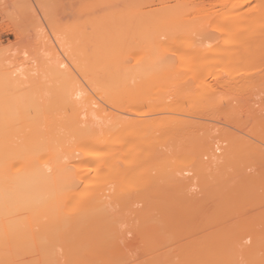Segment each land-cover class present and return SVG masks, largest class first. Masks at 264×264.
Wrapping results in <instances>:
<instances>
[{
    "label": "bare ground",
    "instance_id": "6f19581e",
    "mask_svg": "<svg viewBox=\"0 0 264 264\" xmlns=\"http://www.w3.org/2000/svg\"><path fill=\"white\" fill-rule=\"evenodd\" d=\"M249 1H251V0H244L243 2L245 3V2H249ZM262 6L263 5L261 4L260 7H262ZM263 10L264 9H262V12H259L260 11L259 10V11H257V13L262 14ZM130 13L131 14H129V16L130 17L133 16L135 18L132 20L139 21L136 18V15L138 14L137 12L132 14V11H131ZM139 14L141 16V14H144V13H141V11H140ZM139 14L137 15V17L139 16ZM256 16H257V14H256ZM256 16H253V17H256ZM256 19L258 20L257 17L254 20H256ZM233 20H232L231 24L228 22L226 23L225 27L227 26L226 27L227 32L231 33L235 29H238V30L242 29L243 30L245 28L244 25H246V24H244V25L242 24L244 26V28L242 26H241L242 28L240 26H239L240 28L238 27V23L241 22L240 19L238 20L240 22H236L235 20H237V19H235L234 23H233ZM251 20H253V19L251 18ZM249 21H250V19H249ZM143 23H145V22L144 21L141 22L142 25H143ZM258 23H259V21H258ZM258 23H256V21H255L254 22L255 26L252 25L253 28H251L250 26H248V25H250L248 22L247 26L251 28L249 30L250 32L247 31V29H244V31H245V32H243V33H245L244 35L240 36V33L236 34L237 36L239 35L238 38L241 37V39L239 40V43H237L235 45V44H232V42H230L228 44H231V45H226V43L224 44V46L220 45V48L219 47L215 48V50L217 51L216 53H218V55L220 57H222V55H221L222 53H223V55H227L226 56L227 58H229V57L233 58L234 57L233 61H237V62H238L237 59H241L242 57L245 58L248 55H249V57H251L250 55H252L253 56V57H251L252 62H249L250 66L252 67L251 64L252 63H253V65L255 64L253 61L254 55H256V53H257L256 51L258 50V48H256L257 46L255 47V45H254V44H256L255 41L257 43H258V41H260L261 43L260 42L259 43L261 45L264 42V37H263V39L259 40L261 38L259 34L257 35V36H259V39L257 36L253 37L251 34V31L253 32L252 29H254V27H256V26H259L263 22H261L259 24ZM227 24L228 25L230 24V25L228 26ZM247 26H246V28H247ZM163 27L164 26L161 25V23H159V24L155 25V27L154 26L150 27L151 30L149 28L147 30V33L152 34L153 32H156V35H157L158 33H160L161 30H163ZM225 27H223V28L226 29ZM172 28L170 26L169 30H172ZM261 30H263V29H260V31ZM234 32H236V31H234ZM239 32H241V31H239ZM246 32H247V34H246ZM147 33L145 35H147ZM232 34H235V33H232ZM153 35H155V33H153ZM238 38L236 37V40H233V41L237 42ZM255 38H256V40H255ZM259 43H258V46L261 47V45ZM106 46H104V47L106 48ZM108 46L106 48L107 50H105L104 47L101 48L104 51V53L106 52L107 55L104 54L102 52V50H99L100 48H97L98 50L95 48L96 51L94 49H93V51L91 50L93 52V54H95L94 52H96V55H97V51H99L100 53L102 52L103 53L102 55L101 54L99 55V52H98V55L102 56L103 59H101L99 56H96L97 57L96 58L94 55V56H92L94 62L91 60L92 58H90V61L89 62L87 61V63H90L91 61H92V63H90L87 66H83L81 64L82 66H80V70L85 72L89 78L88 81H89L90 92H88L86 94V96L84 95L85 97L81 96L80 94H73V93L71 94V96L69 95L70 96L69 97L70 103L66 102L68 106H66L65 105L66 103H65L64 104L65 107L62 106L63 110L61 109V107H58V110L61 109V111H63V112H57L58 111V110L56 111L57 107L54 110L53 105L52 106L49 105V107L46 106V108H45L44 105H46L47 101L44 100L45 94L42 95L43 92L41 91V90L44 91V88H45V86H44L45 82L42 81L43 80L42 79L43 75L41 74L42 71L41 72L38 71V72H40V74L42 76L40 75L38 77H33L34 73H32L30 75L31 77H28V75L26 73L28 68H25L26 71L22 70L23 74H21L22 73L21 72L20 76H19V74L17 73L18 68L16 70L12 69V70H14L15 73H17L14 75V72L9 71V69L7 70V67L5 68L4 66L0 65L1 72H2V73H0V264H120V261H122V259H123V255L121 253L122 249L120 250V249H118V247L121 246L120 243L125 241L124 238H126V237H124V236H126V235H123V234L124 233L126 234V232H125V230L123 231L122 227H121L122 231L119 229H120V226L122 224H124V222L128 224V223H130V220H131V222H133L132 223L133 225L132 224H128V225H132V227L135 225L137 226V227L135 226V228H133L134 230L137 228L134 231L135 233L133 232V229L131 230L132 232L129 230L130 228H128V230L131 233H134V235H135L134 237L136 238V240L139 238L138 240H140V241H142V239H143L144 235H146V233L148 234V237L151 235L147 231V229L149 230V228L147 226L148 224H152V225L154 224V226H152V227L149 226L150 229L152 230L151 233L152 234L154 233V235H156L157 233H160V234L164 233L167 230L166 229L167 226L165 228V226L162 224L164 222V220H162V218L163 217L165 218V216H163V217L161 216L158 221H157V217L155 215L154 216L156 219L153 218V215H152V214H154V212L152 211L154 208L153 202L156 201V197L158 195L151 193V192H153V190H156V188L159 189V187L162 185H171L174 187L173 189H175L177 187L176 190L177 189L180 190L181 189L180 187H182V189L185 188L184 187V186H186L185 182H188L190 180V178H189V180L186 181V179H188V178H185L182 175H180V177H177L175 175L176 172L174 173V170H176V171L180 170L181 171L180 168L182 166H184V165L179 164V162H178L179 160H177V158H176V157L181 158L180 155L182 153H180V155H179L178 151L181 152L180 149H182V148L186 149L187 147H185V146H187L188 144L191 143L193 145L192 146L189 145L190 150H193L195 153L196 152L195 150H198L197 149L198 147H197V144H194L193 142H191V140L195 141V143H198V140L200 142V140L205 139L204 141H206V143H207V141H208V137H207L208 135L207 134H209L208 132L213 130L214 129L213 127H215V126H212L213 129H211V130L204 128L203 130L206 129V130H208V132H205L206 135H204L205 133L203 132L201 135H204V136L200 137V136H197L198 132L199 133L202 132V131L201 132L199 131L200 130L199 128L202 129V125H199V121H198V124L195 126H193L191 124L192 122L189 123V121H187V122L184 121V123H188L189 125H191V126H189L187 124L183 125L184 123L182 122V120H181V122H175L176 117L173 120V117L171 115H168L165 117L164 116L158 117L156 114L150 113V115H152V116L153 115L157 116L156 118L150 117V119H147L146 117H145L146 119H143V118L140 119V116L142 115V117H144L147 114L146 108H147L148 112H150V111L152 112V109L155 106H156L155 109L158 112L155 109L154 110L157 113H159V112L163 113L164 110L167 109L165 111V113H166L168 111V109L169 108L171 109V107H172V109L169 111H171V112L175 111L174 112L175 114H176V112H178L180 114V112H182V110L184 109L185 105H189L190 107L194 108L193 109V111H194V110L199 109L200 107L202 108L204 103H207V102L208 103L213 102L211 104L213 106L218 105V108L216 109V107H215V109H213L214 107L211 105H208V104H205V108L207 107L209 109H213L214 111L218 110L220 113V111H222V109H223L221 107H223V106H221V105L219 106L218 103L221 102V101L219 102V100H221V98L220 99L218 98L219 99L218 100L217 97L221 95V92H223L224 94L222 95V97L224 96L223 97L224 99L222 98V100H224V102H225L227 97H228V96L225 97V93H228V91L233 92L232 89L234 86L231 88L230 85L228 86V84H227L228 82L223 83V81L219 82L221 80H218V81H215L214 79L211 80V77L216 72L215 68H214L215 65H214V63L211 64V62H210V65H212V68L208 65L209 62H207V65H205V63H204V65L202 64L203 66H199L197 68L194 67V69H192V70H194L193 71L194 74L196 73L198 77L200 76V79H202V77H203V80H201V81L200 80L197 82L196 81L190 82V80H189V82L185 81L186 78L188 77V75L186 77H184V75L182 74L183 76L179 75V76H182L185 78V80L184 81L182 80V82L178 81L180 79V77H175V78H178L177 81H175V82H173V81L170 82L169 80L167 82L164 80L165 82L159 83L161 81H159V80L154 81L153 80L154 75H157V74H154L155 70L156 69L159 70L157 65L161 64V62H163V65L165 67L169 63V62L167 63V61L170 60V58H168L169 56H166V58H164L165 55H163L164 56L163 57L161 53L158 52L156 54V51H154V53L157 55V57H155L156 55H152L153 53L151 54L152 56L149 55V57L150 56L151 57L148 60V63L146 65H145V63H143V62H147L145 60L143 62H141L142 65H140L138 63L135 65L134 64L130 65L129 63H127L128 64L127 65L125 60L123 61L124 57H122V55H119L122 57V59H121L116 54L118 52H115V50L112 46L111 47L110 46L108 47ZM191 47L194 48V46H191ZM252 47L254 49V52H256V53H254L253 51H252L253 53L250 52L251 50H253ZM110 48H111V50H110ZM255 48H256V51H255ZM92 52H90V53L92 54ZM249 52L252 54H249ZM112 53L115 54L116 58L112 55ZM219 53H221V54H219ZM84 55H85V53L82 56H84ZM104 55L107 56V59H106V62L103 61L104 62V65H103V62L102 63H100V62L102 60H105L106 57L104 58ZM110 55L112 56V58ZM219 56H217V57H219ZM108 57L110 59H112L113 61H115L114 62L115 64L112 63L113 62L112 60H108ZM113 57L115 58V60ZM210 57H211V59H214V55L210 56ZM217 57L215 56V59ZM81 58H80V60H81ZM251 58L250 59L248 58V60H251ZM52 59L54 60V58H52ZM119 59L122 60V63L120 62ZM164 59L165 60L167 59L166 62ZM260 59H262V57H260ZM77 60H78V58L76 59V63H77V66H79L80 62H79V60L78 61ZM118 60H119V62H117ZM254 60H258L257 56L255 57ZM198 61L200 62V60H198ZM246 61L247 60H245V63H244V64H246L245 66H247ZM259 61L260 60H258V62ZM108 62L111 63L112 65H110ZM116 62H117V65H116ZM123 62H125V63H123ZM50 63H52V62H50ZM60 63L62 65L63 62L60 61ZM130 63H132V62L130 61ZM249 63H248V67L250 68ZM45 64H47L48 67L49 66L51 67V68H48L45 65L48 69H50L49 74L47 76H50V78L53 77V80L58 79L60 81L62 80V82L65 81L63 83L65 85L68 84L69 87L74 86L76 89L78 88L79 84L76 83V80L74 82V79L71 78L72 76L73 77H75V76L74 75L70 76V73H71L70 70L65 69L64 67L62 68V66L59 63H58V65H55V62H54V66H53V64H50V65L48 63H45ZM118 64H119V66H118ZM120 64H121V66H120ZM122 64H124V66ZM41 65H42V63L38 66V69H36V70H40L39 67ZM163 65L161 64L162 68L164 69L163 71H167V70H165L166 67L164 68ZM213 65H214V67H213ZM257 65H258V63H257ZM1 66L3 68H5L6 71ZM140 66L142 67L141 69H140ZM161 66H159L160 69H161ZM31 67L29 68V70L34 69L33 67H32L33 69H31ZM42 67H43V65L41 66V70L43 69ZM242 67H243V64H242ZM254 67H255V65L253 66L252 69H254ZM77 68L78 67H76V69ZM233 68H234V66H233ZM244 68H242V69H244ZM249 68H247V69L245 68L246 71H248ZM252 69L250 68L249 73L251 71L252 74H250V75L254 76ZM2 70H4V71H2ZM231 70H233V69H231ZM258 71H260V70H258ZM167 72L169 73L170 71H167ZM191 72L192 71L190 70V73ZM261 72H259V73H261ZM180 73L181 72H179L178 74H180ZM45 74H46V72H45ZM242 74H244V73H242ZM21 75H23V76L27 75V76H25L23 78V76L21 77ZM142 75L146 79L142 78ZM163 75H164V73H163ZM65 76H70L69 78H71V79L65 80ZM140 76H141V78H140ZM190 76H191V74H190ZM157 77L158 76H156L155 78H157ZM160 77L162 78V75H160ZM194 77H196V76H194ZM159 78H157V79H159ZM209 78H210V80H209ZM256 78H257V76H256ZM171 79H173V78H171ZM204 79H206V80L204 81ZM44 81H46V79ZM48 81H46V83ZM50 81H52V79H50ZM248 81L250 82L249 84H251V80L249 79ZM248 81L247 82L243 81V83L245 82L244 85L246 83H248ZM59 82H58V84H59ZM252 82H253V80H252ZM64 84H62V86ZM252 84H255V83H252ZM41 85H43V86H41ZM257 85H259V84H257ZM227 86H228V88H227ZM251 86H254V85H251ZM38 87L39 88L41 87V89H39V91H38V92H40L39 95L36 94L37 93L36 89H38ZM52 87H53V85H52ZM249 87H250V85L248 86V90H249ZM225 88H227V89H225ZM243 88H245V87L243 86ZM229 89H231V90H229ZM224 90L226 92H224ZM243 90H245V89H243ZM250 90H251V87H250ZM254 90L255 89H253L251 91H254ZM48 91L50 93L49 89H48ZM44 93H46V92H44ZM55 93H56V91H55ZM219 93H220V95H218ZM63 94H67L66 91H63L62 95ZM163 94H164V96H163ZM230 94L233 95L232 93H229V95ZM160 95H161V97H160ZM236 95L237 94H235V96ZM52 96H54V95H52ZM63 97H65V96H62L61 98L57 99L59 104L61 103L63 105V103H64ZM236 97H238V95ZM57 98H58V94H57ZM60 99H62L63 103ZM230 100L231 101L232 100L238 101V98L232 99V96H231V99L229 98L227 100V105H226L227 107L224 110L227 109L226 111H228V113H230V111L232 112V110H230V111L228 110V107L230 106V105H228V101H229V103H231ZM222 103H223V101H222ZM251 103H253V102L251 101ZM61 104H60V106H61ZM69 106L72 107L71 110H73V111H71V113H69L67 111L64 112V108H65V110L67 107L69 109L70 108ZM50 107H52V108H50ZM239 107L243 108L242 105H240ZM207 108L206 109L202 108V109H204V112H206ZM219 108H220V110H219ZM234 108H235V106H234ZM234 108H232V109H234ZM249 108H250V106H249ZM253 108H255V107H253ZM253 108H251V109H253ZM202 109H201V111H202ZM48 110H51V111H48ZM236 110L237 109H235V113H236ZM254 110L252 111L253 113L255 112ZM184 111H185V109H184ZM201 111L198 110L196 112L198 115H199V113H204L203 111L202 112ZM212 111H210V115H208L207 117L205 116V118H207L206 120H208L211 117ZM218 111H217V114H218ZM188 112H186V113H188ZM215 113H216V111H215ZM143 114H145V115H143ZM167 114H169V113H167ZM191 114H194V113L191 112ZM197 114H195V116H197ZM217 114H216V116H217ZM226 114H221V115H226ZM229 116H231V115H228V117ZM222 117H223V119H225V117L228 118L227 116H225V117L222 116ZM254 117L255 118L257 117L256 119L251 118L252 120L254 119V123L256 122V124H257L258 122H260L261 124H263L264 117H260L257 115H254ZM259 117L263 119V121L261 119L262 122L261 121H258V122L255 121V120H260ZM205 118H203V119H205ZM246 120H247V118H246ZM193 123H195V121ZM260 123H258V124H260ZM205 124H207V123H205ZM177 125L180 127H178ZM207 126H208V124H207ZM244 126H246L245 123H244ZM252 126H254V125H252ZM262 126H264V124L261 126H257L256 128L259 127L257 130L253 129L254 133H255V131H258V133H259L260 127L264 128ZM190 127L192 128V131L189 129ZM205 127H206V125H205ZM210 128H211V126H210ZM217 129L221 135H219V133L214 129V131H216L218 133L216 137H218V135H219V137L222 138L223 134L227 135V132L225 130H224V132H226V133H221L223 131L219 130L218 127H217ZM239 129H240V127H239ZM195 130H198V131H195ZM262 131L264 132V129H262ZM193 132H195V133L197 132V134H193V135H196V136H194V139H193V135L191 136V134ZM216 132H214V133H216ZM228 132H230V131H228ZM245 133H247V131ZM258 133H257V135H258ZM230 134L231 133H228V136ZM234 134H232L233 137L236 136V134L235 135ZM210 135H212V134H210ZM249 135H251V134L249 133ZM189 136L192 138L191 140H190ZM195 137L197 138V140H195L196 139ZM199 137H200V139H198ZM227 137L226 138L223 137L222 141H223V139L226 140V142L225 141L224 142L226 145H229L228 147H229L230 153L227 151L228 147H226V145L224 146L226 148H223V146L221 145L222 141H220V142L218 141V143L220 145L217 142H216V144H217L216 145L214 142V145H216V146H213L210 150L211 154L213 156L212 159L210 157L211 163L208 162L209 159L206 162L203 161L200 163V161L203 158L202 156L206 155V153L207 154L209 153V152H206V149H204L201 146L202 144L203 145L206 144V143H203L204 141H201L202 144L199 145V147H201L202 149L199 148L200 150H199L198 155L200 154V152L201 153L204 152V153H203V155L200 154L201 157L198 156L199 157L198 160L196 158L197 155L195 157H192L195 155L193 153V151H191L192 156L189 154L190 151H188L189 153L187 155V158L190 156L192 157V159L195 158L194 160H197L196 161L197 163L196 162L195 163L198 164L195 169H194V167L188 168V169L186 168V170H188V171H189V169H190V171L192 169H194L195 174H198L195 176L196 180L192 177V179H194V181H198L197 176L200 177V176L204 175V172L205 173L209 172V168H210V171H212L213 169H217L218 171H222V170L225 171V169H223V168L226 167L225 165H228L227 163L231 159L233 160L232 154L237 149V146L239 145V147H241L240 146L241 142L237 141V144L235 145L236 149H233L232 146L230 148V145H232L233 142L236 143L237 138L236 137H234V138L228 137L227 138ZM240 137H241V140L243 142L242 144H246L247 141L245 140V138H242V136H240ZM228 139H229V141L227 142ZM233 139H235V141ZM188 140H190L189 143H188ZM213 140H215V139H213ZM216 140H217V138H216ZM231 141H233V142H231ZM185 142L187 145L185 144ZM208 142H210V140ZM238 142H240V144ZM249 142H248V144L244 145V147H243L244 151H243V149L241 150L238 147L239 148L238 150H240L241 154L239 153L238 150H236L238 152L236 153V151H235L236 157L234 155V158L238 159L239 157H241V155L245 154L249 160H247V158L245 157L244 162L246 161V163L247 162L250 163L249 161L252 160L251 162H253L255 164V162L253 160V158L255 157L254 159L257 158V160H259V163H262V166H263L264 165V153H263L264 149L261 147L263 150H261V149L259 150L260 145L257 146L255 143H249ZM180 143H184V144H180ZM177 144H179V147H181L180 149L177 148L178 147ZM194 147H195V150L193 149ZM204 147L207 149L210 148V146L208 144H206ZM164 149L166 151H164ZM177 149H178V151H176ZM187 149L189 150V148H187ZM203 149L205 151H202ZM218 150H220V151L223 150V152H221V154H217L216 151H218ZM232 150H234V151H232ZM167 151H168V154L166 153ZM241 151H243V153ZM261 151H263V152H261ZM157 152H158V154H157ZM185 152L186 151H184V153ZM175 153H177V154H175ZM258 153H259V155L257 156ZM237 154H240V156L239 155L237 156ZM230 155H232L231 158H230ZM248 155H250V157ZM253 155H255V156L253 157ZM209 156H211L210 153H209V155H207V158H209ZM174 158H176L175 159V160H177L176 162H172V161H175ZM205 158L206 157H204L203 160ZM184 159H186V158H183L182 160L184 161ZM241 159H239L240 161H238V162L239 163L241 162V164L243 165L242 169L240 168L242 166L240 164L241 166L237 167L239 169L235 168L236 171H234L233 173L229 174L228 171L231 172L230 171L231 169L229 170L228 168H227L228 171L226 173L227 176L234 177V179H236L237 177L240 178V179H238V178L236 179L237 183L234 182L236 184V186H237V184L239 186V184H241L244 180L251 183L250 186L253 183V179H255L256 180L255 182L258 183L257 179H259V178H257V177H259L260 175H261L260 179H262V177L264 179V176H263L264 172L263 173L261 172V170H263L264 167H263V169H261V167H259V165L257 164L258 162H256L255 165L258 167L255 168V166H254V168L257 170V171H254L253 166H251L252 165L251 163L249 165H247L248 163L247 164L243 163V161H241ZM160 160L162 161V164L159 163ZM164 160L166 161V166L164 165L165 164ZM198 161L200 164L198 163ZM156 162H158V163H156ZM175 163H176V165H175ZM186 163L187 164H190V163L195 164L194 161L191 162L190 160H189V163H188V161L187 162L184 161V164H186ZM158 164L163 165L164 167L162 166V168H164V169L159 168ZM178 165H180V167H178ZM245 165H247V166H245ZM153 166H154L153 169H155L157 171H158V169H156L155 166L157 168H159L160 175H163V173H164V174H167L168 176L167 175L165 177L160 176V178H158L157 176H158L159 172H157V174H156L155 173L156 171L154 172L153 169L151 171V168ZM186 166L188 167V165H186ZM249 166L252 169V171L250 173H248V170H247V167L249 168ZM189 167H191V166H189ZM183 168H182V173L185 172V171L183 172V170H184ZM160 169H161V171H160ZM172 169H174V170H172ZM170 170H172V175L169 174L171 172ZM194 170H193V172H194ZM150 171H151V173H150ZM180 171L178 173H180ZM173 173L175 176L173 175ZM182 173H180V174H182ZM189 173L191 174V172H189ZM202 173H203V175H201ZM220 174H222V173H220ZM153 175H155L156 178ZM183 175L190 177V176H188L189 175L188 173L183 174ZM192 175H194V173H192ZM223 175L225 176V174H223ZM225 178H224V180H225ZM241 178L244 180L241 181ZM206 181H207V179H206ZM209 181H210V179H209ZM229 181H230V179H229ZM246 181H244L242 183L243 186L244 185L247 186V184H244V183H246ZM212 182L214 184L215 181H212ZM262 183H264V181ZM195 184H197V183L195 182ZM248 186H249V184H248ZM254 186H255V184H254ZM254 186H253V188H254ZM256 186L260 187L261 185L259 186L256 184ZM201 187H198V188H200V190L198 189L200 191V193L204 192V191H202ZM218 187L220 188V185H218ZM224 187L226 188L227 185H225V186L223 185V189H224ZM187 188H188V186H187ZM182 189H181V191H182ZM207 189L204 192V195H205L204 198L202 196L203 193L201 194L202 198H200V199L198 198V196H196L198 198V200H201V201L206 198L205 199L206 202H204V201L199 202L196 198V200L201 205L203 204L202 206L199 204L200 206H198V207H200V209L202 207L206 208V204H207L208 207H210V208L212 207L211 209L216 208L215 210H218L219 207H217L216 205L219 203V199L221 200V198L217 197L218 195L215 196V193H217L216 192L217 189H215V190L211 189V191H213V192L215 191L214 193H211L209 188H207ZM226 189H224V190H226ZM240 189H241V187H240ZM244 190H245V192L248 191L246 189H243V191ZM199 191H198V193H199ZM261 191H263V190L261 189ZM178 192L180 193V191H178ZM240 192L242 193V189L240 190ZM169 193H171V192H169ZM179 193H177L175 191L172 194V195H174V197H175V195H177V197H178L177 200L179 202L176 201V199L173 197L168 198L167 195H162V199H163V197H165L164 200H166V197H167L168 200H166V201L172 202V200H173V202H175V204L178 203V205H179L180 200H181V202L182 203L184 202V203H183V205H182V203H180L181 204L180 206H183V207L186 206L185 203H189L192 205L197 203L195 199H193V201L195 200V203L192 200H191L192 202L189 200V196L191 199V196L193 194L189 195L191 193L185 194V192L184 193L182 192L184 194V198L181 199L179 197H183V196H181V195L179 196ZM182 193H180V194H182ZM198 193L196 192V195ZM221 193L222 194L224 193V195H222L223 197L227 196V193L226 194H225V192H221ZM210 194H213V195H211L212 198H211V196H209ZM219 194H220V191H219ZM206 195H208L209 197ZM239 195L241 196L240 193H239ZM168 196H170V194ZM201 196L199 194V197H201ZM219 196H221V195H219ZM229 196L236 198V196H233V195L231 196L230 193H229ZM240 196H238V197H240ZM248 196H249V194L247 192V197ZM252 196L250 195V197H252ZM158 198H160V197H157V199ZM192 198H195V197L192 196ZM207 198L210 199V201ZM253 198H254V196H253ZM169 199H172V200H169ZM184 199H186V200L184 201ZM236 199H240V198H236ZM215 200L216 201L218 200V202H215ZM245 201H247V200H244V202ZM141 202L143 204H145L146 206L144 205L143 210L140 206H139L140 208L136 209L135 208L137 206L136 204H140ZM210 202L214 203L215 206L212 205V203H210ZM253 202H254V199H253ZM172 203H170V204H172ZM189 204H187L188 206H186L188 209L185 207L186 208L185 212L183 210L184 215L181 213L183 215V218H184V216H186V218L182 219L180 217L181 215H179L177 217L175 216V218H177V220L179 222H184V220H186V219L188 220V218H190V221H192V222H194L193 220L195 218H196L195 220L199 221V219H197V217L195 215H194V217H193V215L191 216V214H192V212H194V210H195V213H197V214H199L200 212H201L200 214H202V211L208 212V214H207L208 216L211 214L215 215L216 212L218 213V211L210 210V209L207 210V208H206V210L201 209L199 211L198 210L199 208L196 206L197 204L194 205L195 207H193V208H192V205H191V207H189L190 206ZM208 204H211V206H209ZM232 204H233V202H232ZM151 206L153 208H150ZM167 206H168V204H167ZM167 206L165 204L166 208H167ZM169 207H170V205L168 206V208ZM178 207L179 206H177V210H178ZM166 208H164L165 214H162V215H166L168 213V211L166 213ZM168 208H167V210H170ZM182 208H179V209H182ZM246 208H248L247 205H246ZM140 210H142L144 212L143 215H146V216L150 215V214H147V212L150 213V211H151V215H150L151 217L148 216L149 218H146V216H144L145 219H147V220H145V219L142 220V217L140 216L142 213L138 212ZM154 210H155V208H154ZM164 210L162 213H164ZM175 210H176V208H175ZM250 210H252V209H250ZM134 211L138 212V214H140V215L138 216L135 214L136 216H134V214H133ZM179 212L180 211H178V213ZM228 212H227V214H228ZM243 212H244L243 214H245L247 212V210L243 211ZM256 212L257 211H255V213ZM178 213L176 215H178ZM185 213H186V215H185ZM221 213L222 212H220L218 214L221 215ZM248 213H249V211H248ZM252 213H253L252 215L254 216L255 213L254 212H252ZM131 214H133L132 215L133 217L138 216L137 217L138 219L133 218L134 221H132V219H130L132 217ZM203 214H205V213H203ZM236 214H237V211H236ZM187 215H189L190 217ZM246 215H247V213H246ZM129 216H131V217H129ZM217 216H219V215H217ZM221 216H223V214ZM233 216H236V215H233ZM247 217L249 218V216H247ZM140 218H141V220H140ZM217 218L218 217H215V219H217ZM236 218H237V216L235 218H232V220L236 219ZM254 218L256 220H257V218H256V216H254L252 218V220L256 226V224H259V222L257 221V223H256ZM125 219H126V221H125ZM127 219L129 220V222L127 221ZM136 219L138 220V222L140 221L139 224L138 223L136 224V222H135ZM154 219H155V222L153 221ZM160 220H162V221H160ZM229 220H231V219H229ZM252 220H251V222H252ZM141 221H142V223H141ZM200 221H204V220L202 219ZM217 221L220 222L219 220H217ZM248 221H246V222H248ZM263 221H264V219H263ZM157 222H160V223H157ZM208 222H210V221H208ZM208 222H206V223H208ZM213 222H214V227H216L217 223H215V221H213ZM194 223H196V222H194ZM140 224H141V226H144V228H142V227L140 228ZM176 224H178L179 227L181 226L179 223H176ZM210 224H209V226H210ZM261 224H263L262 221H261L260 225ZM212 225H213V223H212ZM145 226H147V228ZM196 226H197V224H196ZM206 226H208V225H206ZM229 226H232V225L230 224ZM250 227H251V225H250ZM260 227L262 228L263 225H261ZM125 228H126V226H125ZM190 228L193 229L195 227L193 226ZM240 228H243V227H240ZM143 229H145V230H143ZM175 229L176 228H173L170 232L168 231V233L175 232L177 230V229L176 230ZM180 229H181V227H180ZM183 229H184V227H183ZM198 229H200V227H198ZM204 229L209 231L208 230L209 228L208 229L204 228ZM210 229H212V226ZM226 229H228V228H226ZM251 229H253V228H251ZM182 230H181V232L183 233ZM221 230H223V228L218 229V227H216L215 230L213 228L214 233H212V234H209L211 232L205 233L207 236L210 235L211 237L209 236V238L203 242H202V240L206 239L205 234H203V236L200 235L201 239L196 237L198 239V241L196 243L197 246H196V244L194 245V243H193L194 240H197L196 238L193 240L194 236H196L195 234L192 238V240H193V242H191L192 244H189L190 242L188 243L189 246L188 245L185 246V244H187L188 241L187 242L184 241L185 244L183 245L184 242L182 240H185V239L184 238L182 239V237H183L182 234L173 233L174 235L179 234L178 239L176 237L172 236L173 234L172 235L170 234L169 235L170 237H168V238H172V237L174 238V239L172 238L173 240L171 239L172 241L170 240L171 241L170 244H173L174 241H175L174 244H178V242L180 243V241L183 242V243H180L179 246L178 245L175 246L174 244H173L174 246L169 245V246H171L170 248L173 247L172 250H174V251L177 250L176 252L179 251V253H175L173 251H172V253L168 252L169 250L166 248L164 241H163V244L161 242H159V243H161V245H158L156 242L161 241V239H163V237H161L158 234L161 237V239H159L156 236L157 238L152 239V240L153 241L157 240V239H159V240L154 241V244H153V241H151V242L156 247H157V245L160 247L162 246V247H161V249H160V247H157L158 250H156V252H153L155 250H153V251L150 250L155 255L158 251H160L157 253L156 256L155 255L152 256L153 253H150V251L148 254H146V255H148L146 257L149 258L148 260H146V264H172V263L173 264H177V263L183 264L182 262H186L185 258L188 259L187 258L188 256L186 255L187 253H185L183 255H181V254L186 251L185 247L192 248L191 245H193V247L195 246L194 248H192L195 261L198 260L200 262V264H240V258L242 259L241 262L243 261L242 262L243 264H247V262H249V264H264V239H262L264 236L263 237L261 236L262 237L261 239L258 236L257 237L255 236L257 239L255 238L256 240L252 241L253 243L251 242V240H249V241L247 240V242L251 243L250 245H248L249 243L246 244V241L243 243V241L237 240L235 235H232V237H231L229 235L230 234L229 232L226 235L230 236V238L229 237L227 238V236H224V233H226V232L223 233V231H221ZM141 231H145L146 233L141 232ZM194 231H197V228ZM218 231H221L220 234ZM260 231H262V230L260 229L258 232L260 233ZM121 232H123V233H121ZM187 232H189V231H186V233ZM203 232H205V231H203ZM244 232H245V230H244ZM255 232L257 234V230ZM198 233H200V232L198 231ZM215 233H218V234L214 235ZM263 233H264V231H263ZM263 233L262 234L260 233V235H263ZM140 234H143L142 237H140ZM165 234L168 235L167 233H165ZM165 234H164V236H165ZM122 235H123V238H122ZM180 235H182V236H180ZM189 235L191 236L193 234L190 233ZM243 235H244V233H243ZM179 236H180V239H179ZM120 237H121V239H120ZM148 237H147V239L151 238V236H150V238H148ZM185 237L187 239L188 236H185ZM202 237H203V239H202ZM231 238H233V239H231ZM234 238H235V240H234ZM144 239L142 242H140V243H142L141 245H144L143 244V242H145ZM175 239H177V240H175ZM118 240L120 241V243ZM132 240H134V239H132ZM199 240L202 243H198ZM148 242H149V240H148ZM124 243H126V242H124ZM146 244H148L147 240H146ZM181 244H182V246H181ZM114 246H116L117 248H115ZM144 246H146V245H144ZM163 246H164V248H163ZM180 247L182 249L184 248L183 250L180 249V250H182L181 252L178 249ZM122 248H124V247H122ZM143 250H141V251H143ZM145 250H146V248H145ZM148 250H146V251H148ZM132 251H134V250H132ZM138 251H139V249H138ZM159 253L160 254L162 253L163 254L162 256L165 258L160 259L161 255ZM133 254H135V253H133ZM149 254H151V256H152L151 258L149 257L150 256ZM139 256H141V255H139ZM163 257H161V258H163ZM182 257L185 261H183ZM166 258H168V259L166 260ZM178 259H180V260H178ZM131 260H132V258H131ZM244 260H245V262H244ZM144 261H145V259H144ZM180 261H182V262H180ZM132 262H133V260H132ZM138 263H136V264H138ZM140 264H144V263L142 262Z\"/></svg>",
    "mask_w": 264,
    "mask_h": 264
},
{
    "label": "rangeland",
    "instance_id": "374dc122",
    "mask_svg": "<svg viewBox=\"0 0 264 264\" xmlns=\"http://www.w3.org/2000/svg\"><path fill=\"white\" fill-rule=\"evenodd\" d=\"M243 1L244 0H0V65L4 66L5 68L7 67V70L9 69V71H12V72H14V70H16L18 68L17 73L19 74V76H20V73L22 72V70L23 71L24 70L26 71L25 68H28V70L26 72L27 75H28V77H31L30 75L32 73H34L33 74V77H38V76H40L42 74L43 75V76L41 75L42 76V79H43L42 81L45 82L44 83L45 88H44V91L43 90H41V91L43 92L42 95L45 94L44 95V98H45L44 100L47 101L46 105H44V106L46 108V106L49 107V105H51V106L53 105V107H54L53 109L55 110L56 107H57V109H56V111H57L58 110V107H61V109H62V106L65 107L64 104L66 102H69L70 103V98L69 97L71 96L72 93L73 94H80L81 96L85 97L86 94L88 92H90L88 75L85 72H83V71L80 70V66H82V65L83 66H87L90 63H92V61H93L92 56L95 55V57H96V56H99L100 54L102 55L104 53V51L101 48H103L106 45L107 46L109 45L110 47L112 46L114 48L115 52H118L116 54L118 56L119 55H122V57H124L123 61L125 60L126 64L129 63L130 65L131 64H134L135 65L137 63L140 64V65H142L141 62H143L144 60L147 61V62H143L146 65L148 63V60L150 59V57L152 55H156L158 52L161 53L162 56L165 55V57L163 56L164 58H166V56H169L168 58H170V60L167 61V63L168 62L169 63L165 66L166 68L164 67L163 62H161V64L163 65V67L165 68V70L170 71V72L168 73L167 71H163L164 69L162 68L161 64H158L159 66H161V69L157 65V67H158V69L160 71L157 70V69L155 70V73L154 74H157V75H154L153 80L154 81L155 80L156 81L157 80L161 81V82L158 81L159 83H162V82H165V81L168 82V80L170 82H172V81L175 82L178 79V78H175V77H180V79L178 81L182 82V80L183 81L185 80L184 77H186L187 75H188V77L186 78L185 81H188V82H189V80H190V82H194V81L197 82L199 80L201 81V80H203V77H202V79H200V76L198 77L196 73L194 74L193 73L194 70H192V69H194V67L197 68L199 66H203L204 63H205V65H207V62H209L208 65L212 68V65H210V62H211V64L214 63L215 67H214V65H213V67L215 68V71L217 72V73L215 72V74L211 77V80H213V79L215 81L221 80L219 82H222L223 81V83H225V82L227 83L228 82L227 84H228V86L230 85L231 88L234 86L233 89H232L233 92L228 91V93H225V97L228 96L227 99H226V101H225L226 103L224 102V100H222V98L224 97V96L222 97V95L224 93L221 92V95H220V93L218 94L220 96H218L217 99L218 98L219 99L221 98V100L218 99L219 102L221 101L220 102L221 104L218 103L217 101L216 102L219 104V106L220 105L223 106V107H221L223 109H222V111H220V113H219L218 110H215L216 113L213 110V109H215V107L217 109L218 108V105H216V106L214 105L213 106L211 104L213 102H211V103H208L207 102V103H204V105L202 106V108H204V109L207 108V107L205 108V104L211 105L214 108L213 109L207 108L206 112H204V109H202L201 107L200 108L198 107L199 109L193 111L194 108L190 107L189 105H185L184 106V109H185L186 112L189 111L188 113H186L184 111V109H183L182 112H180V114L178 112H176V114H175L174 113L175 111L174 112L169 111V110L172 109V107H171V109L168 107L169 108L168 109L169 112L167 111L165 113V111L167 110V109H165L163 113H161V112L157 113L158 111L155 109L156 108V106H155L152 109V112L151 111L148 112V110L146 108L147 114L146 115L143 114V115H145L144 117H142V115L140 114L141 115V116L139 115L140 116V119H142V118L143 119H146V118L147 119H150V117L151 118H153V117L156 118L157 116L158 117H163V116L165 117V116L171 115L173 117V120L176 117L175 122H181V120H182V122L184 123V121H186V122L189 121V123L192 122L191 124L193 126L197 125L198 124V121H199V125H202V129L199 128L200 130L199 129L198 130L200 132L201 131L202 132L201 133L198 132L199 135L197 134V132L196 133L193 132L191 134V136L193 134H197V136L203 137L204 135H206L205 132H208L209 129L211 130V129L214 128L218 132V129H217V127H218L219 130L223 131V132L220 131L221 133H226L227 132V135L226 134H223L222 138L223 137L226 138L228 136V133H231L228 137H232V138L236 137L237 138L236 143L233 142V141H231L233 143H232V145H230V148L232 146L233 149H236V146L235 145L237 144V141H240L241 144H240V142H238V143L240 144L241 147H239V145H238L236 150H238L240 148L241 150L243 149V151H244V148H243L244 145L248 144V142L250 141L249 143H255L257 146L260 145L259 146V150L260 149L263 150L264 149V142H263L264 141V132L262 131V129H264V128H261L260 127L259 133H258V131H255L256 134L254 133V130L255 129L257 130L259 128V127L256 128L257 126H261V125L264 124V122H263V124H261L260 122H258V121H261V119H262L260 117H264V109H263L264 108V82H263L264 81V45H263L264 42L261 45L260 44L261 42L257 40L258 43L260 42L259 43L261 45V47H260V46H258V43L255 41L256 44H254V45H255V47L257 46L256 48H258L257 51H256V48H255V51L257 53L254 52L253 47H252L253 50L250 51V52L253 51L254 53H256V55H254L253 61L255 63L254 64L255 67L256 66L257 67L256 68L254 67V69H252L253 66H254L253 63L251 64L252 67L250 66V63H249V62H252V58H251V57H253L252 55H250L251 57H249V55L247 56L249 59L251 58V60H248L247 57H245V58L242 57L241 59H237L236 58L238 60V62H237V61H233V58L234 57L233 58L231 57L232 59L229 57L230 58L229 59V58L226 57L227 55H223V53L222 54L219 53V54L222 55V57H220L218 55V53H216L217 51L215 50V48H217V47L220 48V45L221 46L222 45L224 46L225 43H226V45H231V44H228L230 42H232V44H235V45L237 43H239V40L241 39V37L238 38L239 35L237 36L236 34L237 33H240V36L244 35L245 34V33H243V32H245L244 29H247V31H249L251 28H253L252 25L255 26V24H254L255 21H256V23H258V21H259V23H261V22H263V23H261L259 26L254 27V29H252L253 32L251 31V34H252L253 37H255V36H257L259 34L261 38L259 39V36H257L258 39L259 40L263 39V37H264V10H263V13L262 14L257 13V11L260 10L259 12H262V9H264V4H263L264 3V0H251V1L245 2V3ZM261 4L263 5L262 7H260ZM131 11H132V14H134L135 12H137L139 14L140 11H141V13H144V14H141V16L139 14L138 17H137V15H138L137 14L136 15V18L139 21H134L132 19H135V18L133 16H131V17L129 16V14H131L130 13ZM256 14H257V16H256ZM253 16H256L258 18V20L257 19L254 20L256 17H253ZM250 17L253 20H251ZM233 19L234 20L237 19V20H235L236 22H240L241 21L240 23H238V27L239 26L240 27L242 26L244 28V26H245V28L243 30L242 29L241 30L240 29L239 30L238 29H235L231 33L230 32H227L226 31L227 30V28H226L227 26L225 27V25H226L227 22L231 24ZM239 19H240V21H238ZM249 19H250V21H249ZM234 20H233V23L235 22ZM143 21L145 23H143V25H142L141 22H143ZM248 22H249L250 25L247 24ZM159 23H161V25L164 26L163 27V30H161L160 33H158L157 35H156V32H153V33H155V35H153V33L152 34H150V33L148 34L147 33V30L150 27H153V26L155 27V25H157ZM242 24L243 25L246 24V25L243 26ZM247 25L250 26L251 28L248 27ZM170 26H171V28L173 27L172 30H169V27ZM246 26H247V28H246ZM223 27H225L226 29H224ZM260 29H263V30H261L262 32L260 31ZM150 30H151V28H150ZM234 31H236V32H234ZM239 31H241V32H239ZM145 32L147 33V35H145L146 34ZM232 33H235V34H232ZM246 34H247V32H246ZM236 37L238 38L237 42L233 41V40H236ZM255 40H256V38H255ZM107 46H106V48H107ZM191 46H194V48H192ZM95 48L96 49L97 48H100L99 50H102L103 53L102 52L100 53L99 51H97V55H96V52H94L95 54H93L92 51H93V49L96 51ZM106 48H105V50H107ZM110 50H111V48H110ZM154 51H156V54L154 53ZM90 52H92V54ZM98 52H99V55H98ZM250 52H249V54H252L253 53V52L252 53H250ZM84 53H85L86 56L85 55L82 56ZM104 54H106V52ZM112 55L115 57V54L114 53H112ZM149 55H151V56L149 57ZM213 55H214V59H211L210 56H213ZM215 56L216 57L219 56L220 58L217 57L215 59ZM256 56H257V59L260 60L259 62H258V60H254ZM99 57L101 59H103L102 56H99ZM109 57H108V60H112ZM119 57L122 59L121 56H119ZM155 57H157V55ZM260 57H262V59H260ZM52 58H54V60ZM77 58H78V60L80 62V65L78 64L79 66H77V63H76V59ZM80 58H81V60H80ZM90 58H92L91 59L92 61L90 63H87V61L88 62L90 61ZM104 58H105V60H102V61L100 60L101 61L100 63H102L103 61L106 62L107 56L104 55ZM111 58H112V56H111ZM115 58H114V60H115ZM119 60L117 62H119ZM166 60H165V62H166ZM198 60H200L201 63ZM245 60L248 61V62L246 61L247 66H245L246 64H244L245 63ZM60 61L63 62L62 65H61ZM130 61L132 63H130ZM50 62H52V63H50ZM54 62H55V65H58V63H59L62 66V68L64 67L65 69L70 70V72H71L70 73V76H72V75L75 76V77L72 76L71 78L74 79V82L76 80V83L79 84L77 89L74 86L73 87H71V86L69 87L68 84L65 85L63 83L65 81L62 82V80L60 81V80L55 79V78H54L55 80H53V77L50 78V76H47L49 74V70H50L48 68H51V67L50 66L48 67L47 64H45V63H48L49 65L50 64H53V66H54ZM114 62L115 61H113L112 63H114ZM117 62H116V65H117ZM120 62L122 63V60H120ZM125 62H123V63H125ZM256 62L258 63V65H257ZM41 63L43 65V67H42L43 69L41 70V66H42L41 65L39 67L40 70H36V69H38V66ZM248 63H249L250 68L253 71V75L254 76L250 75V74H252L251 71L249 73L250 68L248 67ZM109 64L112 65L111 63H109ZM242 64H243V67H242ZM103 65H104V62H103ZM122 65L124 66V64H122ZM118 66H119V64H118ZM120 66H121V64H120ZM233 66H234V68H233ZM30 67L33 70H29ZM76 67H78L79 69L78 68L76 69ZM244 67L246 69L249 68V70L246 71V69ZM5 68H3V69L6 71ZM141 68L142 67L140 66V69ZM242 68H244V69H242ZM12 69H14V70H12ZM231 69H233V70H231ZM4 70H2V71H4ZM190 70L192 71L191 73H190ZM258 70H260V71H258ZM38 71H40V72L42 71L41 74ZM45 72H46V74H45ZM177 72L178 73L181 72V73L178 74ZM259 72H261V73H259ZM0 73H2L1 72V68H0ZM17 73L14 72V75L17 74ZM163 73H164V75H163ZM242 73H244V74H242ZM21 74H23V72ZM182 74L184 75V77H182L183 76ZM190 74H191V76H190ZM27 75H25V76H27ZM160 75H162V78L160 77ZM179 75H182V76H179ZM22 76L23 75H21V77ZM25 76H23V78ZM70 76H65V80H70L71 79V78H69ZM156 76H158L157 78H159V77L160 78L157 79V78H155ZM194 76H196V77H194ZM256 76H257V78H256ZM140 78H141V76H140ZM142 78H145V77H143V75H142ZM171 78H173V79L175 78L176 80L175 79L173 80ZM45 79H46V81H48V80L50 81V79H52L53 82L52 81H50V82L48 81L46 83V81H44ZM249 79L251 80V84H249L250 83L248 81ZM205 80L206 79H204V81ZM209 80H210V78H209ZM252 80H253V82H252ZM243 81H245V82L248 81V83L245 84L247 87L244 85L245 82L243 83ZM58 82H59V84H58ZM252 83H255V84H252ZM62 84H64V85L62 86ZM257 84H259V85H257ZM52 85H53V87H52ZM249 85L251 87V90H253V89H255V90L254 91H251L250 90V87H249V90H248V86ZM251 85H254V86H251ZM41 86H43V85H41ZM228 86H227V88H228ZM243 86L245 88H243ZM227 88H225V89H227ZM39 89H41V87L40 88L38 87V89H36V91H37L36 94L37 95L40 94V92H38ZM48 89L50 90V93H49ZM243 89H245V90H243ZM229 90H231V89H229ZM55 91H56V93H55ZM63 91H66L67 94H63L62 95ZM44 92H46V93H44ZM224 92H226V91L224 90ZM229 93H232L233 95H231V94L229 95ZM57 94H58V98H57ZM60 94L62 96H65V97H63L64 103H63L62 99H60L62 101V103H63V105L60 103L61 106H60L59 102L57 101V99H59V98L62 97ZM235 94H237L238 97H236L237 95L235 96ZM52 95H54V96H52ZM163 96H164V94H163ZM231 96H232V99L233 98H238V101L240 103L238 101H235L236 99L235 100H232V101L230 100L231 103H229V101H228V105H230L229 106L230 108L228 107V110L229 111L232 110V112L230 111V113H228V111H226L227 109L226 110H224V109L227 107L226 106L227 105V100L229 98L231 99ZM160 97H161V95H160ZM222 101H223V103H222ZM251 101L253 103H251ZM65 105L68 106L67 103ZM240 105H242L243 108L239 107ZM234 106H235V108H234ZM249 106H250V108H249ZM69 107H70L69 108L70 110L67 107L66 110L64 108V112L67 111V112L71 113V111H73V110H71L72 109L71 106H69ZM253 107H255L256 109L253 108ZM50 108H52V107H50ZM232 108H234V109H232ZM251 108H253V109H251ZM61 109L58 110L57 112H63V111H61ZM201 109H202V111L204 113H199L198 112L199 113V115H198L196 111H198V110L201 111ZM235 109H237L236 110V113H235ZM51 110H48V111H51ZM219 110H220V108H219ZM253 110L256 113L255 112L253 113L252 112ZM210 111H212V113H211V117L210 116H209L210 118L208 117L209 118L208 119L209 121H208V120H206L207 118H205V116L207 117L208 115H210ZM217 111H218V114H217ZM191 112L194 113V114H191ZM150 113L151 114H156L157 116L156 115H153L152 116V115H150ZM167 113H169V114H167ZM195 114H197L198 117L195 116ZM216 114H217V116H216ZM221 114H226V115H221ZM228 115H231V116L228 117ZM254 115L260 116L259 117L260 120H255V121H257L261 125L258 124V123L256 124V122L254 123V119L253 120L251 119V118H255ZM222 116H224V117L227 116L228 118L225 117V119H223ZM203 118H205V119H203ZM246 118H247V120H246ZM194 121H195L196 124L193 123ZM262 121H263V119H262ZM205 123H207L208 126ZM244 123H245L246 126H244ZM185 124L189 125L188 123H184L183 125H185ZM205 125H206V127H205ZM252 125H254V126H252ZM189 126H191V125H189ZM210 126H211V128H210ZM212 126H215V127L212 128ZM178 127H180V126H178ZM239 127H240V129H239ZM262 127H264V126H262ZM204 128H207L208 130H206V129L203 130ZM189 129L192 131V128L191 127ZM214 129L211 130V131H209L208 132L209 134H207L208 135L207 136L208 137V141L210 140L211 143L208 142V141L206 143V141H204L205 140L204 139V140H200V142L198 140V143H199L198 144V143H195V141H192L191 140L192 138L189 136L191 142H193L194 144H197V147H198L197 149L198 150H195V147L196 146L193 148L196 151L195 153H194L193 150H190V147H189V145L192 146L193 144L190 143V144L187 145L186 142H185V144L187 146H185V145L184 146L187 147V148H189V150L187 148L186 149H183V148L180 149L181 147H179V144H177L178 145L177 148L180 149L181 152L178 151V149L176 151L179 152V155H180V153H182V154L180 155L181 158H179V157H176V158H177V160H179L178 161L179 164L184 165V166H182L180 168L181 171L180 170L179 171H180V173H182V168L184 167L183 168L184 169L183 172L184 171L185 172L182 173V174H180V173H178L179 172L178 170L177 171L174 170V169H172V170H174V173L176 172L175 175L177 177H180V175H182L185 178H188V179H186V181L189 180V178H190L191 181L190 180L188 181L190 184L188 182H185L186 183L185 184L186 186H184L185 188L182 189V187H180L182 189V191H181L180 188H179L180 190L177 189L178 191H180V193H182V192L184 193L185 192V194L186 193H188V194L191 193L189 195H192L193 194L192 196L195 197V198H192V196H191V199H190V196L187 194L189 196V200L190 201L191 200L193 201V199L196 200V198H197L196 196H198L199 199L202 198V196L204 198V196H205L204 195V192H205V190L207 188L210 189V192L211 193H214L215 192V191L214 192L211 191V189H214V190L217 189L216 190L217 193H215V196L218 195L217 197H220L221 198V200L219 199V203L216 205L217 207H219V209L218 210H215L216 209L215 207H214L215 209H211L212 207L211 208L208 207L207 204H206V208H207V210L210 209V210L218 211V213L222 212L221 215L223 214V216H221L217 212L215 213V215H212L211 214V215L208 216L207 215L208 212H205V211L204 212L202 211V214H200L201 212L199 214H197V213H195V210H194V212H192L191 216L193 215V217H194V215H195L197 217V219H199V221L195 220L196 218L194 220L192 219L194 222H196V223H194V222L190 221V218H188V220L186 219V220H184V222H179L177 220V218H175V216L177 217V216L181 215L180 217L182 219L186 218V216H184V218H183V215H184L183 213L185 212V210L187 208L186 206H188L187 204H189V203H185L186 204V206H185L186 208H185L183 206H180L181 205L180 203H182L181 200H180V203L178 205V203L175 204V202H173L172 199H169V200H172V202H173L172 203V202L169 201L170 203H172V204H170L168 201H166V200H168L167 197L168 198L169 197L170 198L173 197V198L176 199V201H178L177 200L178 199L177 195H175V197H174V195H172L173 192H175V191L177 193H179L176 190L177 187L175 189H173L174 187L171 186V185H162V186L159 187V189L156 188V190H153V192H151V193L157 194L158 195L157 197H160V198L157 199V197H156V201L153 202V205H154L153 207L155 208V210H154V208L152 206L150 208H153L152 211L154 212V214H152V215H153V218H155V216L157 217V221L160 219L161 216L162 217L165 216V218L164 217L162 218V220H164L165 223L163 222L162 224L165 226V228L167 226V228H166L167 229L166 230L167 232L165 231L164 233H161V234L160 233H157L156 235H154V233L153 234L151 233L152 230L150 229V227L154 226V224L153 225L152 224H148L147 226H148L149 230L147 229V231H148L149 234H151L150 235L151 238H150V236L148 237V234L145 231H141V232H145L146 235H147V236L144 235V237H143V239L145 238L147 240V243H148V244H146V240L144 239L145 242H143V244L146 245V246H144V245H141L142 243H140V242L143 241V239H142V241H140V240H138L139 238L136 240V238L134 237L135 236L134 235V233H135L134 231L137 228L135 230L133 228H135L136 225L132 227V225H133L132 223L133 222H131V220H130V223H128V224H132V225H128L127 223H125L123 221L124 224H122L120 226V229L119 230H121V231H122V229H123V231L125 230L126 234L124 233L123 235H126V236H124V237H126V238H124V240H125L124 242H126V243H124V242H122L120 240L121 237H120L119 240L122 243H120V241L118 240L119 243L121 244V246L124 247V248H122L121 246H119L120 244L118 245L119 246L118 249H120V250L122 249L121 250L122 251L121 253L123 255V259H122V261H120V264H129V263L130 264H136L138 262H139L138 264H140L142 262L144 264H146V260L149 259L148 257H146V256H148L146 254H148L150 250L151 251L155 250L153 252H156V250H158L157 247H160L158 245H161V243L163 244V241H164V244L166 245V248L169 250V251L167 250L168 252L172 253V251H173L175 253H179V251L176 252L177 250L174 251V250H172L173 247L170 248L171 246H169V245H173L175 243V241H174L173 244H170V242L174 239L172 236H174V237H176L178 239V235L179 234H182L183 235L182 239L183 238L185 239V240H182L183 242L184 241H186V242L188 241L187 244H185V242L183 243L182 241H180V243H183V245L185 244V246L188 245L189 242H190L189 244H192L191 242H193V240L196 237L199 238V239H201L200 238V235L203 236V234L209 233V232H211L209 234L214 233L213 232V228L215 230L216 227H218V229L219 228L220 229L223 228V230H221V231H223V233L226 232V233H224V236H227V238L228 237L230 238V236L232 237V235H235L236 238H237V240L243 241V243L246 241V244L249 243V242H247V240L248 241L251 240V242H252V241H254V240L257 239L256 238L257 236L260 239L264 236V233H263V231H264V221H263V219H264V183H262L264 181L263 177H262V179H260L261 175L259 177H257V178H259V179H257L258 180V183L255 182L256 181L255 179H253L252 185L254 186V184H255V186L253 188L252 185L250 186L251 183H249L248 181H246V180H244L242 178H241V181H243V180L246 181V183H244V184H247V186L246 185L243 186L242 183L244 181L241 184H239V186H238V184L236 186V184L234 182H236V179L238 177L236 176L237 178L234 179V177L227 176V174H226L227 171H228V169L229 170L231 169L230 170L231 172L228 171L229 174L230 173H233L234 171H236V169H239L237 167H240L242 165L241 162L240 163L238 162V161H240L239 159L242 158L243 160L241 159V161H243V163H246V161L244 162V159L246 157L245 154H243L244 156L241 155V157H239L238 159L234 158V155L238 151L240 153V150H238V151L235 150L236 153H235L234 150H232V151H234L233 154L231 153L233 155V157H232L233 160L231 159L227 163L228 165H225L226 167L223 168V169H225V171H223V170L222 171H218L217 169H213V170L211 169L212 171H210V168H209V172H206V173L204 172V175L202 173L201 175H203V176H200V177L197 176L198 177L197 178L198 181H194V179L196 180V177L195 176L198 175V174H195V170H194L197 167V165H198V164H196L197 163L196 161L199 158L198 156H200V154L203 155V153H204V152L203 153L200 152V154L198 155L199 150H200L199 148H201V147H199V145L202 144L201 141H204L203 143H206V144H208L210 146V148L208 147L209 149H207V148L204 147L206 144H204V145L202 144L201 145L204 149H206V152H209L210 153L211 156H209V158H207V155H209V153L207 154L205 152L206 155H203L202 157L203 158L206 157L207 159L205 158L203 160V158H202V160L200 161V163L203 162V161L206 162L208 159L210 160V161L208 160V162L211 163V159H212L213 156H212L210 150H211V148L213 146H216L217 145L216 142L218 143V141L219 142L222 141V138L219 137V135H221V134L218 132L219 133V135H218L219 138L216 137L218 133L216 131H214ZM198 130H195V131H198ZM224 130L226 132H224ZM228 131H230V132H228ZM246 131H247L248 134L245 133ZM203 132L205 134L204 135H201ZM214 132H216V133H214ZM234 133L236 134V136L233 137L232 134H234ZM249 133L251 135H249ZM257 133H258V135H257ZM210 134H212V135H210ZM194 136H196V135H193V139H194ZM240 136H242V138H245V140L247 141L246 142L244 140L246 142V144H242L243 142H242ZM200 137L198 139H200ZM212 138L215 139V140L217 138V140L215 141ZM190 140H188V143H189ZM195 140H197V138ZM233 140L235 141V139H233ZM224 141L226 142V140L223 139L221 145L223 146V148H226L229 145H226ZM228 141H229V139L227 140V142ZM214 142H215L216 145H214ZM180 144H184V143H180ZM225 145H226V147H224ZM204 149L202 151H205ZM164 151H166V150L164 149ZM184 151H186L185 152L186 154L184 153ZM188 151H190V153ZM191 151H193V153L195 154L194 156L191 155ZM227 151L230 153L229 147H228V150ZM243 151H241V152L243 153ZM263 151H261V152H263ZM216 152H217V154H221V152H223V150L222 151L218 150ZM166 153L168 154V151ZM188 153L192 157H195L197 155L196 156L197 160H194L195 158L192 159L191 156L187 158ZM157 154H158V152H157ZM175 154H177V153H175ZM240 154H237V156L238 155L240 156ZM232 155H230V158H231ZM258 155H259V153L257 154V156ZM248 156L250 157V155H248ZM254 156L255 155H253V157ZM182 157L183 158H186V159H184L185 162L188 161V163H189V160L191 162L194 161V163L196 162L195 163L196 165L193 164V163H190V164H187L186 163V164H184V161L182 160L183 159ZM210 157H211V159H210ZM235 157H236V155H235ZM176 158H174V160ZM254 158H253V160H254L255 164H256V162H258L257 164L259 165V167H261V169H263L264 165L262 166V163H259V160H257V158L256 159H254ZM177 160L172 161V162H176ZM247 160H249V159L247 158ZM251 161L252 160H250L249 162L252 164L251 166H253V170L254 171H257L255 168H257L258 166H256ZM156 163H158V162H156ZM159 163L162 164V161L160 160ZM198 163H199V161H198ZM250 163H248L247 165H249ZM164 165L166 166V161H165V164ZM175 165H176V163H175ZM186 165H188V167ZM247 165H245V166H247ZM162 166L163 165H159L158 164V167L159 168H162ZM189 166H191V167H189ZM254 166H255V168H254ZM178 167H180V165H178ZM192 167H194V169H192L191 171H190V169H189V171L186 170V168L188 169V168H192ZM242 167H243V165L240 168L242 169ZM153 168H154V166L151 168V171H152ZM155 168L158 169V171L155 170V169H153V171L154 172L156 171L155 173L157 174V172H159V168H157L156 166H155ZM249 168H250V166H249ZM249 168L247 167L248 173H250L252 171V169L250 168L251 169L250 170ZM162 169H164V168H162ZM172 170H170L171 172L169 173L171 175H172ZM193 170H194V172H193ZM151 171H150V173H151ZM160 171H161V169H160ZM186 172L189 174L188 176H190V177H187L186 175H183V174H187ZM189 172H191V174ZM219 172L222 173V174H220ZM261 172L263 173L264 172V169L261 170ZM174 173H173V175H174ZM192 173H194V175H192ZM223 174H225V176ZM166 175L167 174H164V173H163V175H160V172H159L158 176L157 175L156 176L158 178H160V176L161 177H165ZM153 176L155 177V175H153ZM192 177L194 179H192ZM223 177L224 178L226 177L225 180H224ZM205 178L207 179L208 182L206 181ZM209 179H210V181H209ZM229 179H230V181H229ZM238 179H240V178H238ZM212 181H215L214 184H213ZM195 182L197 184H195ZM248 184H249V186H248ZM256 184L259 185V186L261 185L262 187L261 186L258 187V186H256ZM218 185H220V188L218 187ZM223 185L224 186L227 185L228 188L226 187L227 188L226 189L224 187V189H226V190H224L223 189ZM187 186H188V188H187ZM198 187H201L202 188V191H204V192L201 191L203 193L202 196H201L202 193H200V191H199L200 188H198ZM240 187L242 189V193L240 192V190H241ZM243 189L248 190L247 191L248 194H249L248 197H247V192H245V190L243 191ZM261 189L263 191H261ZM198 191H199V193H198ZM219 191H220V194H219ZM169 192H171V193H169ZM196 192L198 193L197 195H196ZM221 192H225V194L227 193V196L223 197L222 195H224V193L222 194ZM180 193H179V196L181 195L183 197H179V198H181V199L184 198V194L182 193L183 194L182 195ZM229 193H230L231 196L233 195V196H236V198H240V199H236L235 197H230L229 196ZM239 193L241 194L242 197L239 195ZM169 194H170V196H168ZM199 194H200L201 197H199ZM162 195H167L166 200H164L165 197H163V199H162ZM211 195H213V194H210L209 196H211ZM219 195H221V196H219ZM250 195L251 196L253 195L254 198H253V196L250 197ZM206 196H208V195H206ZM238 196H240V197H238ZM198 198H197V200H198ZM211 198H212V196H211ZM205 199H203L202 201L201 200H198V201L199 202L200 201L201 202H203V201L206 202ZM253 199H254V202H253ZM185 200L186 199H184V201ZM195 200L193 201L194 203H195ZM197 200H196L197 203H195V204L193 203V204L194 205L197 204L196 206L198 207L201 204ZM208 200L210 201V199H208ZM244 200H247V201L244 202ZM231 201L233 202L234 205L232 204ZM215 202H218V200L217 201L215 200ZM183 203H182V205H183ZM210 203H212V202H210ZM165 204H166V206H167V204H168V206L170 205L169 208L167 206V208L170 209V210H167V208L165 207ZM136 205H135L136 206L135 207L136 209H138V208L141 207L142 210H143L145 204H143L141 202L140 204H136ZM189 205H190L189 207H191L192 204H189ZM194 205H192V208L195 207ZM208 205L211 206V204H208ZM212 205H214V203H212ZM246 205H247L248 208H246ZM177 206H179L178 207V210H177ZM164 208H166V213L168 211V213L166 215H162V214H165ZM175 208H176V210H175ZM179 208H182V209H179ZM198 208L197 209L199 211L201 209L202 210H206V208H204V207H202L201 209H200V207H198ZM250 209H252V210H250ZM142 210L138 211V212H141L142 213L141 215L138 214V212H135V211H134L133 214H134V216H136V215L139 216L140 215L142 217V220H143V219H145L144 216H146V215H143L144 212ZM163 210H164V213H162ZM183 210H184V212H183ZM246 210H247V212H246L247 215H246V213L243 214L244 213L243 211H246ZM178 211H180V212L178 213ZM236 211H237V214H236ZM248 211H249V213H248ZM255 211H257V212L255 213ZM227 212H228V214H227ZM252 212L255 213L254 216H256V218H257V220L254 218V220L256 221V223H257V221L259 222V224H256V226H255V223L252 220V218L254 217L252 215L253 214ZM177 213H178V215H176ZM186 213H185V215H186ZM203 213H205V214H203ZM133 214H131V216ZM147 214H150L151 215V211H150V213L147 212ZM150 215H148V216H150ZM189 215H187V216H189ZM217 215H219L220 217L217 216ZM233 215H236L238 219L236 218V219H233L232 220V218H235L236 217V216H233ZM131 216H129V217H131ZM148 216H146V218H149ZM247 216H249V218ZM137 217H133L132 216L130 219H132V221H134L133 218L135 219ZM215 217H218V218L215 219ZM228 218L231 219V220H229ZM155 219L153 220L154 222H155ZM202 219L204 221H200ZM136 220H135L136 224L137 223L139 224L140 221L138 222V220L137 221ZM140 220H141V218H140ZM145 220H147V219H145ZM162 220H160V221H162ZM217 220H219L221 223L218 222ZM251 220H252V222H251ZM125 221H126V219H125ZM127 221L129 222L128 219H127ZM208 221H210V222H208ZM213 221H215V223H217V226L216 227H214V222ZM246 221H248V222H246ZM261 221L263 223V224H261V225H263L262 228L260 227L261 226L260 225ZM206 222H208V223H206ZM141 223H142V221H141ZM157 223H160V222H157ZM176 223H179L181 225L180 226L181 229H180L179 225L176 224ZM212 223H213V225H212ZM196 224H197V226H196ZM209 224H210V226H209ZM230 224L232 226H229ZM206 225H208V226H206ZM250 225H251V227H250ZM125 226H126V228H125ZM147 226H145V227L147 228ZM193 226L195 228L191 229L190 227H193ZM211 226H212V229H210ZM121 227H122V229H121ZM141 227L144 228V226H141V224H140V228ZM183 227H184V229H183ZM198 227H200V229H198ZM240 227H243V228H240ZM128 228H130L129 229L130 231L133 229V232L134 233H131L132 231L130 232L128 230ZM173 228H176L177 230L175 229L176 230V231L174 230L175 232L168 233V231L170 232ZM196 228H197V231H194V230H196ZM204 228H206V229L209 228L208 229L209 231L205 230ZM226 228H228V229H226ZM251 228H253L255 231L257 230V234ZM259 228L262 230V231H260V233L261 234L263 233V235H260V233L258 232L260 230ZM145 229H143V230H145ZM181 230L183 231V233L184 232L186 233V231H189V232H187L188 234L187 233L186 234L185 233L183 234L181 232ZM244 230H245V232H244ZM198 231L201 234L198 233ZM203 231H205V232H203ZM221 231H218L219 234H220ZM228 232L230 233L229 234L230 236L226 235ZM121 233H123V232H121ZM165 233H167L168 235H166ZM173 233H176V234L179 233V234L178 235H176V234L174 235ZM190 233H192L193 235L190 236L189 235ZM243 233H244V235H243ZM158 234L161 237H163L164 240L161 239V237ZM164 234H165V236H164ZM170 234L171 235L173 234L171 236L173 239L172 238H168V237H170L169 236ZM194 234L196 236H194ZM216 234H218V233H215L214 235H216ZM123 235H122V238H123ZM142 235L143 234H140V237H142ZM182 235H180V236H182ZM156 236L159 239H161V241H157L159 239L154 240V241H157L156 242L158 244L157 247L153 245L154 244V241L152 240V239H156L157 238ZM180 236H179V239H180ZM185 236H188L187 239H186ZM193 236H194V238H193ZM209 236L210 235H208V236L206 235V237H205L206 239L202 240V242L203 241H206L209 238ZM147 237L150 238L151 240L150 239H147ZM192 238H193V240H192ZM132 239H134V240H132ZM177 239H175V240H177ZM202 239H203V237H202ZM231 239H233V238H231ZM262 239H264V237ZM148 240H149V242H148ZM234 240H235V238H234ZM151 241H153V244H152ZM197 241H198V239L197 240H194V242H193L194 245L197 243ZM159 242H161V243H159ZM202 242H200V240H199L198 243H202ZM180 243L178 242V244H174V245L175 246L176 245L179 246ZM250 244L251 243H249L248 245H250ZM181 246H182V244H181ZM196 246H197V244H196ZM114 247L117 248L116 246H114ZM161 247H160V249H161ZM191 247L194 248L195 246L193 247V245H191ZM145 248H146V250H148V249L149 250L146 251ZM163 248H164V246H163ZM192 248L185 247L186 251L184 253H182L181 255L187 253L186 255L188 257L187 256L186 257L188 259L185 258L186 262H182V261H180V262H182L183 264H200V262L198 260L195 261V258L193 256V249ZM138 249H139V251H138ZM140 249L141 250L144 249V250L141 251ZM178 249L180 250L182 248L180 247ZM132 250H134V251H132ZM182 250H180V252ZM151 251H150V253H153ZM158 252H160V251H158ZM133 253H135V254H133ZM157 253H156V255H157ZM139 255H141V256H139ZM149 255H150L149 257L151 258L155 254L153 253L152 256H151V254H149ZM160 255H161V257H163L162 256L163 255L162 253ZM161 257H160V259H164L165 258V257H163V258H161ZM131 258H132L133 262H132ZM144 259H145V261H144ZM167 259L168 258H166V260ZM182 259H183V257H182ZM178 260H180V259H178ZM185 260L183 259V261H185ZM241 260L242 259L240 258V264H243L242 263L243 261L241 262ZM134 261L135 262L137 261V262L135 263ZM244 262H245V260H244ZM247 264H249V262H247Z\"/></svg>",
    "mask_w": 264,
    "mask_h": 264
}]
</instances>
